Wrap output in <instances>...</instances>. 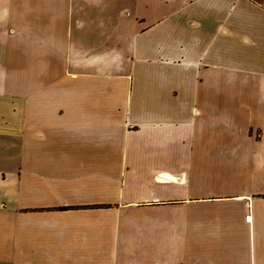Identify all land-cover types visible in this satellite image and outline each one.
<instances>
[{
	"label": "crops",
	"instance_id": "1",
	"mask_svg": "<svg viewBox=\"0 0 264 264\" xmlns=\"http://www.w3.org/2000/svg\"><path fill=\"white\" fill-rule=\"evenodd\" d=\"M162 1L0 0V264H264V1Z\"/></svg>",
	"mask_w": 264,
	"mask_h": 264
},
{
	"label": "rangeland",
	"instance_id": "2",
	"mask_svg": "<svg viewBox=\"0 0 264 264\" xmlns=\"http://www.w3.org/2000/svg\"><path fill=\"white\" fill-rule=\"evenodd\" d=\"M167 0H163L162 2L165 4ZM264 1V0H263ZM168 2V1H167ZM128 17V15H127ZM98 22L102 23L103 22V18L102 17H98ZM136 24V28L139 31V33L142 35H144L149 29L145 30L147 23L143 20V19H138V21H135ZM253 135H257L258 139L260 138L261 132L256 130L255 134L253 131ZM260 140V139H259Z\"/></svg>",
	"mask_w": 264,
	"mask_h": 264
},
{
	"label": "built area",
	"instance_id": "3",
	"mask_svg": "<svg viewBox=\"0 0 264 264\" xmlns=\"http://www.w3.org/2000/svg\"><path fill=\"white\" fill-rule=\"evenodd\" d=\"M251 221H252V218H251L250 216H248V217L246 218V222L249 224Z\"/></svg>",
	"mask_w": 264,
	"mask_h": 264
}]
</instances>
